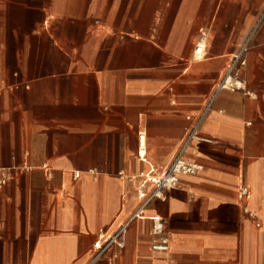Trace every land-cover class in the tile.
I'll return each instance as SVG.
<instances>
[{
  "label": "crops",
  "instance_id": "crops-1",
  "mask_svg": "<svg viewBox=\"0 0 264 264\" xmlns=\"http://www.w3.org/2000/svg\"><path fill=\"white\" fill-rule=\"evenodd\" d=\"M252 31L237 68L252 94L223 89L207 109ZM206 109L211 141L185 152L202 169L95 264H264V0H0V264H88L139 205L119 172L168 165Z\"/></svg>",
  "mask_w": 264,
  "mask_h": 264
},
{
  "label": "built area",
  "instance_id": "built-area-1",
  "mask_svg": "<svg viewBox=\"0 0 264 264\" xmlns=\"http://www.w3.org/2000/svg\"><path fill=\"white\" fill-rule=\"evenodd\" d=\"M252 31L241 44L238 51L234 54L230 66L227 72L220 79L215 93L209 102L207 109L213 103L217 93L223 89L228 90H241L248 94H252L246 87V83L239 71L237 70L239 65L246 63L245 52L248 49L252 34ZM208 33L204 29H200V35L194 49L196 57H203L206 54ZM205 112L198 118L193 124L191 129L185 136L180 149L173 158V160L166 166L158 167L149 162V168L137 173L124 174L123 171L119 172L120 176H125L131 184L139 199V205L135 211L122 223L118 225L115 231L107 233L102 231L92 246V258L88 264H95L100 260L103 255L108 251H113V257L118 255L115 249H121L126 243V234L129 225L136 219H140L145 215V209L154 199H162L165 196V191L174 189L180 186V177L184 174H193L202 169V165L197 162L189 161L185 158V152L190 143L194 140L211 141L209 138L203 137L199 133V128L202 123ZM143 134H140V146L138 150V157L145 162H148L144 150L145 142L141 140ZM79 172L75 173V176H79ZM10 179V171L4 169L0 176V185L6 184ZM240 196L246 198L249 196V188L247 185L240 187ZM244 211L250 215H253L248 208L244 207ZM151 235L153 238L152 248L156 251L166 252L170 248V237L166 232L165 221L160 216L151 217ZM260 226V223H257Z\"/></svg>",
  "mask_w": 264,
  "mask_h": 264
}]
</instances>
